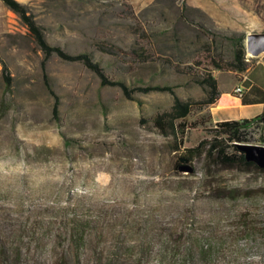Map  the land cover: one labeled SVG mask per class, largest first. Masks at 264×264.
I'll return each mask as SVG.
<instances>
[{
    "label": "rangeland",
    "instance_id": "1",
    "mask_svg": "<svg viewBox=\"0 0 264 264\" xmlns=\"http://www.w3.org/2000/svg\"><path fill=\"white\" fill-rule=\"evenodd\" d=\"M18 1L50 43L91 53L130 87L183 85L127 98L52 55L55 118L43 53L0 0V60L13 79L6 87L0 62V264H264V171L204 155L178 169L215 124L192 78L231 82L216 65L264 33V0ZM175 95L193 102L178 149L152 123ZM246 132L241 143L260 144L262 125Z\"/></svg>",
    "mask_w": 264,
    "mask_h": 264
},
{
    "label": "trees",
    "instance_id": "2",
    "mask_svg": "<svg viewBox=\"0 0 264 264\" xmlns=\"http://www.w3.org/2000/svg\"><path fill=\"white\" fill-rule=\"evenodd\" d=\"M11 10L19 15L21 20L27 26V29L35 41L36 45L43 53V59L41 67L44 70V82L48 87L50 93L54 97V103L52 106V114L55 118L59 116V97L51 89L48 76L45 73V63L49 57L56 55L62 60L66 61H79L83 63L87 68L92 70L100 79L102 86H118L123 91L127 98H132L134 92H162L168 91L174 93V88L183 85L181 82L174 83H149L140 84L135 87H130L125 79L113 77L108 75L102 65L93 59L91 53L87 51H79L72 53L64 49L61 45L50 43L43 33L42 28L36 23L33 16L28 12L25 5L18 0H2ZM245 49L242 45L241 48L235 52L232 61L226 65H216L217 68H225L230 71L239 73L246 70L250 64L245 59ZM2 69L4 71L3 81L6 87L12 84V76L8 73L6 64L0 60ZM192 81L199 84L205 92V96L200 100L198 105L200 107H209L219 96L217 80L210 73L204 74L202 77L195 76ZM193 102L189 100H183L179 96H174V102L170 111L157 114L152 123L158 133L169 136L171 135L177 145L175 149L181 144L183 134L187 128L185 118L189 114L192 108ZM263 114L252 119L242 120H225L216 122L211 128V136L200 140L195 146L186 148V155L191 160L195 156L204 155L206 158L213 160L223 167H240V168H255L264 171V168L258 167L254 162L247 161L243 152L238 149L236 143H241L245 140L246 131L251 125H262L264 131V121L262 119ZM263 136V135H262ZM262 140V138H261ZM69 141L66 139V142ZM200 255H205L206 250L203 247L199 249Z\"/></svg>",
    "mask_w": 264,
    "mask_h": 264
},
{
    "label": "crops",
    "instance_id": "3",
    "mask_svg": "<svg viewBox=\"0 0 264 264\" xmlns=\"http://www.w3.org/2000/svg\"><path fill=\"white\" fill-rule=\"evenodd\" d=\"M229 75L233 78L223 87L216 77L220 94L208 107L211 121L252 119L264 114V57L256 59L246 70ZM236 86L242 88L241 95L234 92ZM260 144L264 145V131Z\"/></svg>",
    "mask_w": 264,
    "mask_h": 264
},
{
    "label": "water",
    "instance_id": "4",
    "mask_svg": "<svg viewBox=\"0 0 264 264\" xmlns=\"http://www.w3.org/2000/svg\"><path fill=\"white\" fill-rule=\"evenodd\" d=\"M245 51L253 57L259 58L264 53V33H248L245 36ZM264 121V114L262 117ZM247 161L254 162L258 167L264 168V145L257 143H236ZM178 160L182 163L178 166L180 171L189 173L193 171V166L189 163L187 156H179Z\"/></svg>",
    "mask_w": 264,
    "mask_h": 264
},
{
    "label": "built area",
    "instance_id": "5",
    "mask_svg": "<svg viewBox=\"0 0 264 264\" xmlns=\"http://www.w3.org/2000/svg\"><path fill=\"white\" fill-rule=\"evenodd\" d=\"M234 92L238 95H241L242 94V88L240 86H236L234 88Z\"/></svg>",
    "mask_w": 264,
    "mask_h": 264
}]
</instances>
